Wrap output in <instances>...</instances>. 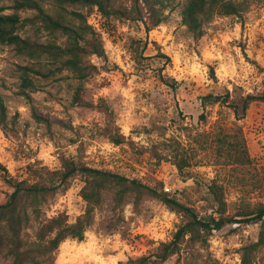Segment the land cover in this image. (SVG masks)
<instances>
[{
  "label": "rangeland",
  "instance_id": "obj_1",
  "mask_svg": "<svg viewBox=\"0 0 264 264\" xmlns=\"http://www.w3.org/2000/svg\"><path fill=\"white\" fill-rule=\"evenodd\" d=\"M46 11L71 17L87 15L103 54H86L88 72L79 77L64 65L68 36L45 26L35 9H14L15 0H0L3 12L20 13L16 33L25 42H0V93L6 103L0 122V204L14 187L8 179L33 182L68 163L136 178L213 214L207 185L217 178L229 203L227 215L238 219L207 233L199 242L186 239L180 251L149 264H241L244 247L256 243L261 222L238 216L240 205L264 201V185L253 174L264 166V100L252 102L244 116L220 103H203L208 93L230 101L264 93V0H234L240 14H214L196 36L182 21L187 0H172L166 19L151 31L147 0H109V12L98 5L59 4L39 0ZM42 45L44 51L35 52ZM34 81L23 85V75ZM162 77L167 79V84ZM243 136L251 162L232 164L228 140ZM185 151L190 165L180 172L172 149ZM226 147V148H225ZM84 176L69 180L38 200L26 197L28 219L22 231L27 246L52 217L67 215L73 223L87 208L81 189ZM128 192L121 201L116 188L105 189L85 239L68 238L55 251L53 264H127L161 252L183 224L181 213L158 198ZM214 215L218 216L217 213ZM0 221V231H8ZM53 233L49 234V237ZM0 264H13L0 247ZM253 264H264V242L253 252Z\"/></svg>",
  "mask_w": 264,
  "mask_h": 264
},
{
  "label": "trees",
  "instance_id": "obj_2",
  "mask_svg": "<svg viewBox=\"0 0 264 264\" xmlns=\"http://www.w3.org/2000/svg\"><path fill=\"white\" fill-rule=\"evenodd\" d=\"M59 4L73 3L83 5H98L99 8L108 13L109 0H56ZM151 6V16L149 21H145L146 31H151L154 27L160 25L165 19V9L172 5V0H147ZM14 9H35L38 11L41 20L45 26L60 29L68 36V44L62 51L59 47L53 48L57 56L66 55L64 65L79 77L87 74L88 69L84 63L86 54H103L102 44L96 37L95 31L87 23V15L78 11H72L71 17L61 12L52 14L43 7L39 0H15L12 5ZM2 8L0 10V42L17 44L25 42L20 35L16 33V29L21 23L22 17L18 12L5 13ZM242 6L234 0H187L181 9L182 21L187 25L188 29L196 36L203 35V25L209 21L214 14H240ZM35 52L44 51L42 45L36 44ZM23 85H33V80L25 72L23 75ZM162 80L170 84L167 79ZM203 103H220L232 107L237 116H244L249 105L254 102L264 100V93H248L243 99L230 101V92L226 94L208 93L203 97ZM6 103L3 95L0 93V122L5 120ZM240 117V118H241ZM226 148V147H225ZM225 154L231 160L232 164L247 165L251 162V156L243 136L234 137L228 140V146ZM172 158L180 172L190 165L188 156L185 151L173 147ZM0 168L7 170L0 163ZM77 174L84 176L85 184L81 189V193L87 202V208L83 214L77 217L73 223L69 222L67 215L59 214L52 217L45 225L42 226L34 245L27 246L22 231L24 223L28 219V211L23 207L22 200L30 198L35 201L45 197L56 190L64 191L68 187L69 180ZM40 178L33 182L28 179L15 180L8 179L14 191L9 199L0 204V221L5 222L8 231H0V247H7V253L13 257V264H53L55 259V251L60 244L68 239L84 240L88 227L93 223L94 211L102 200V193L105 189L116 188V198L121 201L128 192L135 193L140 198L143 194L154 196L161 200L166 206L172 210L181 213L184 218L183 224L178 228L171 241L163 243L161 252L156 253L153 258L151 255H143L137 259L130 260L127 264H149L158 259L164 260L171 253L180 251L182 243L188 239L191 242H199L206 238L208 232L213 229H219L225 224L234 222L238 219L229 217V203L226 198V191L223 183L217 178L212 179L207 185L206 197L207 203L211 206L213 214H204L167 191L159 190L156 187L147 185L136 178L80 165L74 162L68 163L64 169L48 171L45 173L47 180ZM253 176L255 184L264 185V166L258 170ZM238 216L242 221L261 222V236L256 243L244 247L242 253L241 264H253V252L258 245L264 242V201L256 203H245L240 205ZM217 213L218 216L214 215ZM53 233L49 237V234Z\"/></svg>",
  "mask_w": 264,
  "mask_h": 264
}]
</instances>
